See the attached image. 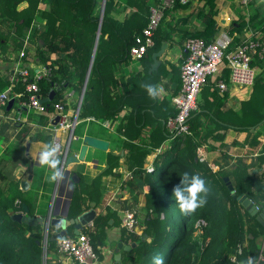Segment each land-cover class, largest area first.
I'll return each mask as SVG.
<instances>
[{"label":"trees","instance_id":"1","mask_svg":"<svg viewBox=\"0 0 264 264\" xmlns=\"http://www.w3.org/2000/svg\"><path fill=\"white\" fill-rule=\"evenodd\" d=\"M100 2L0 0V37L9 36L8 47L15 51L18 61L8 82L14 99L12 105L17 110L22 111L24 106L15 101L27 100L31 93L25 89V84L33 79V66L44 68L43 73L34 79L39 97L46 96L53 84L59 86L52 99L44 103L47 110L56 101L63 105V93L79 91L90 58ZM219 2L186 0L181 3L173 0L169 6H161V16L152 33L153 43L145 50L147 57L158 47L161 39L167 40L169 45L174 41L182 44L186 38L193 36L205 41L213 39L218 29L216 16ZM226 2L235 18L224 27L230 36L224 51L234 49L248 38L263 40L260 32L264 31V5H258L257 0H247L244 7L237 0ZM191 3L186 13L178 16L171 14L172 10L187 8ZM149 6H160V0H104L97 41L78 110V117L91 115L106 119L116 134L125 133L128 138L127 143L123 141L122 145L130 171V175L123 180L128 198L122 200L119 215L121 217L124 208H133L135 222L133 230H126L119 224L120 221L118 225L120 238L133 242V245L127 249L120 247V257L113 264H153V257L157 255H163L164 264H246L249 257L255 264H264V252H260L255 238L264 226L230 193L223 180L224 176H232L234 194L243 192L250 200L252 192L258 190V201L251 202L257 208L264 204L259 192L264 188V142L258 130L259 123L264 121V54L252 58L251 63L257 64L260 70L236 110L226 109L219 115L212 110L208 97L221 98L224 93L216 87L215 78L211 81L207 79L200 88H207L206 101L204 97L201 102L196 98L195 108L186 118V130L174 132L168 129L166 120L175 112L173 105L171 115L164 118L162 125L160 121L143 124L150 131L149 135L153 134L152 137L139 141L138 136L133 140L135 123L139 122L135 116L152 104L149 99L151 104L146 103L144 97L147 92L142 85L151 84L148 81H152L149 80L152 76L165 71L175 89L172 94L164 96L166 103L170 95L178 90L176 86L179 87L180 58L170 63L168 70H163L160 64L156 71L145 73L146 80L141 82L137 94L140 99L136 101L135 72L120 80L124 86L130 84L122 94L107 88L109 83L116 85L113 73L119 70L115 67L116 63H125L130 58L128 48L146 23ZM244 8L246 10L243 11ZM245 31L251 33L244 36ZM6 47L0 45L2 50ZM28 62L33 66H27ZM23 68L27 69L24 78L20 74ZM224 79L227 82L226 76ZM13 92L17 93L16 96ZM27 110L34 116L32 108ZM247 116L249 123H235V120L242 121ZM36 120L43 123L46 116L36 114ZM219 128L224 131L233 129L232 137L225 141L224 131L218 132ZM39 133L40 138L48 141L47 135ZM130 133L134 134L133 137H128ZM30 138H36V135ZM210 139L217 141V145H212ZM200 145L205 151L202 161L196 157L197 146ZM231 146L241 147L242 150L234 156L227 151ZM155 147L158 150L149 169H146L142 165L143 158ZM10 150L5 148L0 153V264H58L57 260L52 262L42 256L40 224L11 218L13 212L21 209V203H25L28 213H32L33 204L18 186L12 170L13 151ZM246 157H250L248 162L243 160ZM209 159L217 165L215 169L208 165ZM252 168L257 170L253 172ZM184 172L198 174L209 190L207 203L190 216L180 214L173 195V189L180 185V176ZM97 178L98 174L90 182ZM85 185L83 178L73 184L70 205L85 202L80 190ZM106 209L94 216L93 228L88 225L81 228L89 236L97 257L96 244H103L105 228L109 226L107 219L112 213ZM52 241L49 240L48 244ZM109 245L111 250L115 249L113 241ZM73 262L80 264L75 260Z\"/></svg>","mask_w":264,"mask_h":264},{"label":"crops","instance_id":"2","mask_svg":"<svg viewBox=\"0 0 264 264\" xmlns=\"http://www.w3.org/2000/svg\"><path fill=\"white\" fill-rule=\"evenodd\" d=\"M192 4L193 3L189 4L187 8H176L171 11V14L175 16L184 14L190 10ZM216 18L218 22L217 32L223 31L225 29L224 27L226 26V24L232 18H235V14L229 8L226 0H220L219 11L217 13ZM250 33V31H245L244 36H247ZM260 34L263 35V40L261 41L264 43V31L262 33L260 32ZM162 40L165 39H161L160 42ZM165 41L166 45L164 46L160 54L156 56V58L158 59V63L155 68H149L152 62L151 53L158 49L160 43L155 50H152L150 52L149 58L144 52L142 57L139 59H133L130 57L126 60L125 63L117 62L115 67L119 68V70L115 69L116 71L113 72L116 80V85L112 86V84L109 83L107 88L114 90L117 94H122V92L128 86L130 87V84L128 83V85L124 86L123 84H120V80H124L125 78H127L129 73L135 72V101L140 99V96L137 94H139L138 90L142 85L141 82H144L146 80L145 73L150 74L151 72L156 71L160 64L163 65V70H168L170 69V63L176 62L179 58L181 60L183 54L182 44L174 41L171 42L169 45L167 40ZM0 42V45L2 46L7 45L5 49H0V88H4L10 85V83L8 82L13 76L14 69L16 68L18 61H16L17 55L15 51L10 50V48L8 47L9 36H7V38L0 37ZM251 64L255 68L256 73H258L260 67L255 63ZM29 65L33 66L32 63L28 62L27 66ZM33 68L35 70L37 66H33ZM38 69L42 70L39 67ZM226 73L227 67L225 61L223 60L218 72L213 77H210L208 79L210 81L214 80V78L215 81L220 78L224 79L225 76L227 77ZM149 80L152 81L148 82L153 85H156L159 88H162L163 91L157 98L154 99L149 98L148 94L144 97L146 103L151 104L147 100L149 99L152 101V104L150 106L145 107L146 111L142 109L140 113H138L137 115L135 114V119L139 122L135 123V138H133V140L136 139V137L138 136L139 141L152 137L153 134L149 135L150 131L143 124L145 123V125H147L151 124L153 121H160V124L162 125L164 123V118L166 119L169 115H171L172 110L174 108L171 102V98L169 101H167V103L164 100V96L172 94V91L175 90L174 88H172L170 80L165 74V71L161 72L158 75L152 76ZM226 83L227 89L221 91V93H224L221 98L208 97V105L212 107V110H215L216 114L218 115L220 111L226 109H231L233 111L236 110L241 105V100H243L247 96L249 87L252 85L251 84L248 87H242L240 85L233 84L228 81ZM176 87L178 88V86ZM81 88L82 86L77 92L70 90L63 93V107L66 109V111L69 114H74V110L77 109L76 123L72 128L71 138L69 140L70 144H68L67 154H77L79 146L82 144L81 138L83 135L93 136L106 140L107 145L105 149H98L91 146H87L82 159L64 164L63 169H66L67 173L63 177V180H61L60 182H48L47 177L50 175L51 170L39 165V153L43 149L44 145L49 143L51 136L56 135L60 139H64L68 136V132L66 129L54 128L52 126L48 118V113L52 111L51 109H48L46 113L36 112L33 110V116L32 113H28L27 109L29 107H24L22 108V111L19 112L18 118L15 119V113L19 110H17V107L12 105L14 99L13 96H10V103L8 105L0 107V153L5 148H10V151H13V174L17 179L18 186L21 192H23V194H25V196L30 199V203L33 204L31 208L32 213L27 212L28 214L39 215L43 217L48 211L49 205L54 202L55 198L57 203L56 212H58L59 207L65 203L66 199H69L68 202L70 201V197L73 192V184L77 182L80 178H83V180L86 181L87 185L81 187L80 190L82 191V195L85 196V202L81 204L71 205L70 203H68L66 219L68 220V218L74 217L90 207L95 210V215L98 213H104L107 210L106 208L112 211V213L109 214L107 219V221L109 222V226L105 228L104 242L103 244H96L99 256L92 264H113L114 261H117L113 258V255L116 252L119 253L118 250L120 248L116 246V243L118 241H122L126 244L129 243V241H127L126 239L122 237L120 238V228L118 225V221H120L121 219L119 211L122 205V200L128 198V191H126L125 189L123 180L130 175V171L127 169V159H125L124 149L122 146L124 143H127L128 138L125 133L116 134L114 128L109 125L106 119H97L91 115L78 117V110L83 95L82 92L79 101ZM206 93L207 88L203 87L197 96V100L201 102L204 97V101H206ZM15 102L18 103L19 101ZM127 107L129 108V106ZM36 114L45 115L46 121L40 123L38 120H36ZM249 122L250 120H247L246 117L243 118L242 121L235 120V123L239 124H245ZM128 123L130 124V121ZM132 129L133 128L131 127V130ZM258 130L260 132L261 141L264 142V121L262 123H259ZM217 131L223 132L224 129L219 128L217 129ZM39 132L47 135L48 141H45L44 139L40 138ZM130 134L131 135L128 137H133L134 134ZM224 134V140H229L233 135V129H226L224 131ZM31 135H36V138H30ZM156 135L158 136L157 132ZM168 138L169 137H167L165 141H167ZM209 142L212 145H217L218 143L217 141L211 139L209 140ZM198 149L201 150V154L203 155V157H205V151H203V146H197V150ZM156 150H158V147H155V149L149 151L144 156L142 165L146 169H149V165L152 159L155 157ZM241 150L242 148L238 146H231L227 149V151L233 154L234 156L238 155ZM105 152H110L112 154L111 157L106 158ZM230 160H232V158ZM243 160L245 162H248L250 160V157H246ZM207 163H210L211 165L215 166L212 169H215L217 167V165L212 159H209ZM256 170V168H252L253 172ZM71 174L73 175V180H70ZM97 174L99 178H97L96 180L94 179L93 182H90L91 179ZM228 179L233 185L232 179ZM21 180H25L26 182L23 187L20 185ZM259 192L260 198L263 199L264 188L260 189ZM23 204L25 205V203ZM21 209H19L18 211H20ZM92 220L90 221V223H92ZM81 228L78 230H81ZM59 229L60 227H50L49 235L53 232H57ZM65 231V235L74 234V227L71 223H68V221L65 226ZM255 238L258 241L260 252H264V228L262 229V232L259 233ZM111 241L115 243L114 250L110 249L109 242ZM47 248L44 254V259L47 257V259L51 260L52 262L54 260H57L58 264H74L73 260L70 257L59 254L53 246L50 251L51 254L47 253Z\"/></svg>","mask_w":264,"mask_h":264},{"label":"built area","instance_id":"3","mask_svg":"<svg viewBox=\"0 0 264 264\" xmlns=\"http://www.w3.org/2000/svg\"><path fill=\"white\" fill-rule=\"evenodd\" d=\"M183 3L186 0H178ZM173 0H160V6H149L147 10L146 23L141 27L140 32L134 36L133 43L128 48V54L133 59L142 57L146 48L153 43L152 33L157 26L161 16V6H169ZM238 3L244 5L247 0H237ZM230 40V36L223 30L218 31L213 39L205 41L199 36L186 38L182 43L183 54L179 63V87L178 90L171 96V102L175 107L173 115L169 116L166 124L169 130L179 132L186 130V118L189 112L195 108L196 98L201 86L210 77H213L219 70L223 58L227 67V81L242 87H248L252 84L256 70L251 64L254 56L261 57L264 54V43L257 38H248L234 49L225 52V47ZM21 54V51H19ZM33 68V79L25 84V89L30 90L27 100H20L19 104L24 107L32 108L36 112H47L44 105L45 102H40L38 94L36 93L37 85L34 79L38 78L44 71V68ZM20 74L24 77L27 75V69L20 70ZM218 90L223 91L227 89V83L220 78L215 81ZM17 94V93H12ZM10 86L0 88V107L6 104L10 97ZM51 110L48 113L50 123L54 128L66 129L68 136L60 139L53 135L49 143L58 147L59 151L57 157L61 163L59 167L63 170L65 158L68 151V143L71 138V132L76 123L77 109L74 114H69L60 102L52 103ZM20 110L15 113V119L18 118ZM57 115L58 118L54 122L53 117ZM198 149L196 157L199 161L204 160L203 155ZM211 168L214 165L208 164ZM134 209L124 208L120 219V225L126 230H133L134 228ZM92 227L91 223L87 224ZM41 230V249L45 254L49 242V220L46 219L42 223ZM55 250L61 254L70 257L72 260L80 264H92L97 256L91 245V241L86 232L79 230L72 235H64L54 240ZM260 254L258 255V257ZM44 257V255H43ZM233 259V257H231Z\"/></svg>","mask_w":264,"mask_h":264},{"label":"water","instance_id":"4","mask_svg":"<svg viewBox=\"0 0 264 264\" xmlns=\"http://www.w3.org/2000/svg\"><path fill=\"white\" fill-rule=\"evenodd\" d=\"M103 4H104V0H101L100 8H99V15H98V22H97V26L95 29V37H94V41H93V45H92V49H91V53H90L88 66H87L86 73L84 76V81H83L82 88L80 91L79 101H80V98H81V95L83 92V88H84V85H85V82L87 79L89 67H90L92 57H93V53H94V49H95V44H96L97 35H98V31H99V26H100ZM165 45H166V41L162 40L160 42L158 49L151 53L152 62L149 66L150 69L156 67V65L158 63V59L156 58V56L160 54V52L163 50ZM58 88H59V86H57L56 84H53L48 89L46 96L39 98V101L40 102H47V101L51 100L53 95L55 94V91L58 90ZM10 101H11V98H9L6 101V105H8L10 103ZM57 118H58V116L54 115L53 121L55 122L57 120ZM81 140H82V144L79 146L77 154L76 155L67 154L66 158H65V164L69 163V162H75L77 160L82 159L84 154H85V149L87 146H91V147L98 148V149H105L106 145H107L106 140H103V139L97 138V137H93V136H88V135H83ZM62 171H63V174L65 176V174L67 173V170L63 169ZM70 180H73L72 174H71ZM223 180L225 181L227 188L230 191V193L235 196V198L240 202V204L242 206H245L249 210L250 214L254 215L255 219L261 225L264 226V204L262 205L261 208H257L243 192H239L237 194H234L233 185L231 184V182L229 181L227 176H224ZM25 183H26L25 180L20 181V185L22 187L24 186ZM68 200L69 199H66L65 203L59 207V211L56 212L57 203H56V198H55L54 202L49 205L48 211L46 212V214L43 217H41L39 215L28 214L26 206L22 203L21 204L22 209L20 211L13 212L11 214V218L15 219L17 221L23 220V221L28 222V223L33 224V225L36 223L42 225V223L46 219H48L49 220V226L60 227V229L57 232H53L49 235V240H54L55 238H59V237L65 235V232H66L65 226L67 224V221H68V223H71L73 225L74 233H76L79 231L78 229H80L82 226L90 223V221L92 220V218L95 215V210L92 207H90V208L82 211L78 215L68 218V220H67L66 216H67V211H68V203H69ZM131 245H133V242L126 244V243H123L122 241H118L116 243V246L118 248L122 247L124 249H127ZM118 257H119V253L118 252L114 253L113 258L115 260H117Z\"/></svg>","mask_w":264,"mask_h":264},{"label":"clouds","instance_id":"5","mask_svg":"<svg viewBox=\"0 0 264 264\" xmlns=\"http://www.w3.org/2000/svg\"><path fill=\"white\" fill-rule=\"evenodd\" d=\"M258 5H264V0H257ZM142 87L147 92L149 98H157L162 88L153 84H144ZM59 149L57 146L47 143L40 151L38 163L42 167L50 169V175L47 177L48 182H60L63 180L64 174L59 167L61 161L57 157ZM208 188L205 181L197 174L190 175L188 172L182 173L180 176V185L173 189V195L179 207V212L183 216H190L198 208H202L207 203ZM153 264H164L163 255L153 257ZM246 264H255L253 258L249 257Z\"/></svg>","mask_w":264,"mask_h":264},{"label":"rangeland","instance_id":"6","mask_svg":"<svg viewBox=\"0 0 264 264\" xmlns=\"http://www.w3.org/2000/svg\"><path fill=\"white\" fill-rule=\"evenodd\" d=\"M240 6H243V7H244L245 4H244V5L241 4ZM244 10H246V9L244 8L243 11H244ZM254 113H255V111H253V114H254ZM250 117H251V119H253V118H252V117H253L252 115H251ZM246 118H248V116H247ZM67 152H68V151H67ZM111 155H112V154H111L110 152H105V156H106V158L111 157ZM230 179H232V182L234 183V179H233L232 176H231ZM257 191H258V190H254V191L252 192V194H251V196H250V197H251V200H253V201H258L259 198H258V196H257ZM160 215L162 216V214H160ZM125 229H126V228H125ZM53 244H54V241H52V242L49 243V246H48V248H47V249H48V250H47V253H48V254H51L50 251H51V248H52ZM53 247H54V246H53ZM41 252H42V249H41ZM43 255H44V254L42 253V256H43ZM43 258H44V257H43Z\"/></svg>","mask_w":264,"mask_h":264}]
</instances>
